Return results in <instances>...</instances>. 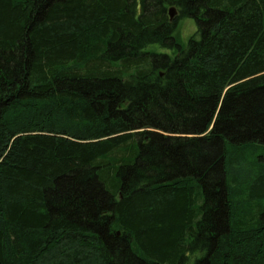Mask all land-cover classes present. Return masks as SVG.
<instances>
[{"label":"trees","instance_id":"16d2710c","mask_svg":"<svg viewBox=\"0 0 264 264\" xmlns=\"http://www.w3.org/2000/svg\"><path fill=\"white\" fill-rule=\"evenodd\" d=\"M0 264H264V0H0Z\"/></svg>","mask_w":264,"mask_h":264},{"label":"rangeland","instance_id":"374dc122","mask_svg":"<svg viewBox=\"0 0 264 264\" xmlns=\"http://www.w3.org/2000/svg\"><path fill=\"white\" fill-rule=\"evenodd\" d=\"M177 21L176 38H178L179 44L186 46L190 38L189 36L196 30L197 25H195V21L192 17H181ZM145 49L166 54H171L177 50L175 47L165 48L159 44H150Z\"/></svg>","mask_w":264,"mask_h":264},{"label":"water","instance_id":"95a60500","mask_svg":"<svg viewBox=\"0 0 264 264\" xmlns=\"http://www.w3.org/2000/svg\"><path fill=\"white\" fill-rule=\"evenodd\" d=\"M175 12H176V10H175V7L174 6H170L168 8V14L170 15L171 18L174 17Z\"/></svg>","mask_w":264,"mask_h":264}]
</instances>
